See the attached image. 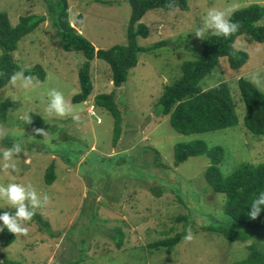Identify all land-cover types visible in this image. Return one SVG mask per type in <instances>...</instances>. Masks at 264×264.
I'll return each instance as SVG.
<instances>
[{
  "label": "rangeland",
  "instance_id": "374dc122",
  "mask_svg": "<svg viewBox=\"0 0 264 264\" xmlns=\"http://www.w3.org/2000/svg\"><path fill=\"white\" fill-rule=\"evenodd\" d=\"M253 4L264 7V0H189L186 11H148L141 23L149 35L139 38L138 45L167 44L139 53L137 66L119 88L114 86L108 63L97 58L90 61L93 90L83 103H74L72 98L80 92L79 70L85 56L63 49L50 19L25 36L14 53L17 63L28 69L41 65L47 74L44 81L35 80L38 83L30 90L11 84L0 89V102L11 105L8 122L0 126V147H10L13 140L26 145L16 154L15 171L0 167V184L31 183L38 194L47 193L48 202L36 212L48 227L42 229L37 221H29L26 235L13 234L14 242L0 246L1 256L16 264H231L245 258L250 241L229 242L204 229L208 220L201 209L224 219L223 196L209 190L204 178L209 159L191 157L176 166L174 149L194 140L223 147L219 168L225 175L241 164L264 163V137L245 128L246 108L238 88L239 79L249 80L252 73L264 75V42L239 36L234 47L247 52L248 62L232 69L228 59L222 58L199 83L201 90L229 85L237 126L183 135L172 128L168 117L155 112L165 87L180 78L183 63L198 59L203 42L212 37H197L192 32L204 12L229 5H235L236 11ZM68 5L71 25L96 50L126 44L128 0H68ZM0 13H6L12 26H17L23 16H47L48 7L46 0H0ZM258 25H264V17ZM50 88L65 93L79 114L78 121L43 113ZM257 89L264 94V86ZM112 92L122 114L117 145L113 116L96 105L98 95ZM92 105L97 117L91 113ZM28 112V123L19 119ZM51 164L56 180L48 185L45 173ZM4 210L11 211L6 206ZM115 227L125 234L120 248L113 238ZM186 228L191 230V241L183 238L170 251L149 247Z\"/></svg>",
  "mask_w": 264,
  "mask_h": 264
},
{
  "label": "trees",
  "instance_id": "16d2710c",
  "mask_svg": "<svg viewBox=\"0 0 264 264\" xmlns=\"http://www.w3.org/2000/svg\"><path fill=\"white\" fill-rule=\"evenodd\" d=\"M131 13L128 21L126 44L116 45L108 50H96L72 25L69 17L68 0H46L48 15H28L20 18L17 26H12L6 13H0V89L9 83V77L22 66L17 63L14 53L19 42L34 32L47 19L51 20L57 36L65 51L81 52L86 62L80 67V92L72 98L74 103L85 102L93 90L90 61L95 58L105 61L112 70L113 83L119 88L127 81L130 71L138 64L141 52H151L165 46L159 42L151 48L138 45L139 38L149 35L147 26L141 23L142 17L150 10L165 11L188 10L189 0H128ZM264 17V7L258 4L249 5L234 11L232 19L239 24L238 31L229 36H212L203 42V50L198 59L187 61L182 65V74L173 84L166 86L157 104L156 115L168 117L172 128L183 135L204 134L225 130L238 125L239 119L233 104L232 91L227 83L218 84L208 90L200 89V81L212 72L222 58H227L232 69H240L249 60L246 51L238 50L234 43L239 36L245 35L250 41L264 42V25L258 23ZM26 74L35 80L44 81L46 71L41 65L31 69L25 68ZM241 99L245 105L244 126L255 136L264 137V94L247 79L238 80ZM96 105L106 109L114 118V143L117 145L122 132V114L116 103L114 92L100 94ZM11 105L0 102V126L8 122ZM7 126V124L5 125ZM224 149L219 145H208L203 140L179 143L174 149V164L179 166L191 157L206 156L210 165L204 173L209 190L223 196L224 219H218L212 210L201 209L208 220L204 228L213 234L226 237L229 242H247L249 253L241 260L231 264H264V211L256 219H250L247 208L251 198L264 190V163L252 165L241 164L231 174H223L219 165L224 160ZM55 165L51 164L45 173V182L51 185L56 180ZM200 201V200H199ZM7 211V210H6ZM177 220L187 221L186 217ZM31 221H37L42 229L48 222L36 212ZM210 223V224H209ZM187 229V228H186ZM186 229L161 242L150 244V248L165 247L169 251L177 246L186 235ZM114 242L120 248L124 241L121 227L113 229ZM14 242V236L6 228L0 230V246L7 247ZM0 254V264H16Z\"/></svg>",
  "mask_w": 264,
  "mask_h": 264
},
{
  "label": "clouds",
  "instance_id": "9594fccd",
  "mask_svg": "<svg viewBox=\"0 0 264 264\" xmlns=\"http://www.w3.org/2000/svg\"><path fill=\"white\" fill-rule=\"evenodd\" d=\"M234 11L235 5H229L224 9L209 7L201 16L199 25L192 32L197 37L215 36L227 39L235 34L240 27L232 19ZM249 81L257 87H262L264 86V75L252 73L249 76ZM9 83L19 90H30L38 82L33 76L26 74L25 67H21L10 75ZM29 113L31 112L21 115L19 119L28 123ZM43 113L49 117H71L73 121L79 120L75 106L65 93L57 88H50L47 91L43 102ZM91 113L97 117L94 106ZM36 131L40 132L41 130L37 129ZM25 147L23 141L19 140H13L10 147H0V167L15 171L16 160L18 159L16 154L22 153ZM27 162L25 161V163ZM48 199L47 193L38 194L31 183L8 182L7 184H0V201L4 202V207L0 208V227L6 228L15 236L26 235L28 232L27 223L32 220L37 209L42 208L48 202ZM5 206L11 211L4 210ZM247 208L249 209L247 215L253 220L264 211V190L254 194ZM192 238L191 230L186 229L184 240L191 241Z\"/></svg>",
  "mask_w": 264,
  "mask_h": 264
},
{
  "label": "water",
  "instance_id": "95a60500",
  "mask_svg": "<svg viewBox=\"0 0 264 264\" xmlns=\"http://www.w3.org/2000/svg\"><path fill=\"white\" fill-rule=\"evenodd\" d=\"M79 27V26H78Z\"/></svg>",
  "mask_w": 264,
  "mask_h": 264
}]
</instances>
